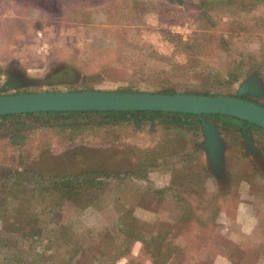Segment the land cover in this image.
<instances>
[{"label": "rangeland", "instance_id": "1", "mask_svg": "<svg viewBox=\"0 0 264 264\" xmlns=\"http://www.w3.org/2000/svg\"><path fill=\"white\" fill-rule=\"evenodd\" d=\"M259 18L264 19V0H0V95L109 90L232 97L249 69L260 88L253 98L245 97L264 107V25L254 24ZM179 118L171 113L0 119V234L9 247L16 246L11 252L31 258L18 248L11 233L13 214L6 209L11 201L5 190L20 178L14 204L22 212L43 211L48 223L73 230L81 226L92 236L79 233L77 240L72 234V242L54 246L51 264H106L110 246L129 244L114 227L119 216L136 210L146 223L152 216V225L164 224L155 226L150 239L159 240L165 231L167 239L172 236L173 261L161 264H209L215 258L226 264L227 256L236 261L247 252L240 230L247 234L264 224L259 166L264 164V132L244 128L245 145L238 121L209 117L223 153L213 175L201 148L200 123ZM149 119L155 123L147 124ZM74 152L84 165H53L55 156L66 160ZM155 163H161L160 171L148 169L149 181L136 176L141 166ZM84 169L118 173L82 195L89 206L84 211L65 205L60 180L45 194L37 191L44 174ZM121 173L126 178L120 180ZM173 180L188 189L179 194L187 205L185 215H179L186 216L182 223L175 220L170 196L154 192ZM227 236L231 242L218 247ZM258 248L249 263L258 261ZM148 258L141 243L130 242L114 264H149Z\"/></svg>", "mask_w": 264, "mask_h": 264}, {"label": "trees", "instance_id": "2", "mask_svg": "<svg viewBox=\"0 0 264 264\" xmlns=\"http://www.w3.org/2000/svg\"><path fill=\"white\" fill-rule=\"evenodd\" d=\"M262 24L264 25V19H260L258 22H255L254 24ZM261 25V26H262ZM165 94H170V92H164ZM232 95V96H236ZM239 97L244 98L243 95H239ZM253 103V102H252ZM255 104V103H254ZM257 105V104H256ZM172 114L179 115L180 117L184 118H194L195 121H197L198 125L201 120L205 121L208 124V118L209 117H221L219 115H201L200 117L195 115H189V114H183L178 112H171ZM171 113H162V112H151V111H143V112H125V111H109V112H63V111H46V113H34V114H23V115H9V116H1V120L5 119H19L23 117L27 118H38L41 116H47L48 115H71V116H78V115H93V114H118V115H137V114H143L148 117L150 116H158V115H170ZM232 120L235 119L241 124V128L239 129V132H244V128L249 125L247 122L243 120H239L236 118H231ZM200 125L198 128V132L201 133ZM178 156V155H177ZM181 163L184 162L183 157H178ZM161 166V163H155L154 165H147L141 166L140 171L136 174L138 177L140 176L145 181H149L150 177H148V172L151 171H160L159 168ZM167 169V167H166ZM171 172V171H170ZM172 174V173H171ZM100 177L101 174H94L91 176V174H83V175H77L75 177H68L65 180H62L63 187L66 188V194L64 196L63 202L67 207L73 208L78 210L79 212L84 211L89 206L87 203L82 200V195L90 190L95 188L98 185V180L96 181L93 179V177ZM96 178V177H95ZM20 178L15 179L14 181L10 182V187L5 190V195H8L7 198L10 199V203L8 206H6V209L10 211V213L13 214L12 216V227H11V233L18 238V248L26 249L27 252L23 253L24 256H30L31 258L23 259L21 257L17 256V253L11 252V250L15 249L16 246H11L2 239V236L0 234V252L4 251V253H0V264H51L53 258H54V246L58 245H66L69 242H72L73 239L76 236V239L78 240V234H84L86 237H89L88 239H92V236L90 233L86 231L83 227L79 226L74 231L73 229H70L69 226H62V225H55L52 223H48L45 221V215L43 211H37L36 215L27 214L26 212H22V206H19L17 204H14V201H19L14 195L15 192L20 189L22 183L20 182ZM52 179L46 180H39V186H38V192L45 194V192L48 190V188L52 185ZM182 188V189H181ZM180 185H176L174 180L168 182V185L165 189H158L155 192V194H159L160 196H165V193L170 196L172 201L176 203L177 207V217L175 220L179 223H182L180 221H184L185 217L182 218L183 215L186 213V202L183 201V199L180 197V193L184 190H187V188H184ZM183 190V191H182ZM169 198V199H170ZM17 205V206H16ZM21 208V209H20ZM43 209V208H42ZM136 212H140V210L133 211L129 215H122L119 216V222L114 227L120 228L122 232L126 235V240L129 242V244L126 243V246L121 244L118 246L112 245L108 249V251L104 254L107 256L106 264H114V261L117 260L122 256V252L127 251L130 242L132 243H141L147 250V253L149 255V264H161L162 262H168L172 263L173 259L170 257L172 250H173V244L171 243L172 236L167 239V231L164 232L162 237L159 240H154L153 238L150 239L149 235L153 232L155 229V226L159 227L160 229L162 227V222H158L152 225V222L154 217H148V223H146V217L144 216H137ZM254 212L252 211V214ZM182 215V216H179ZM126 216V217H125ZM146 224V225H144ZM140 225V227H137ZM164 225V224H163ZM148 226L150 227L149 230L144 234V228ZM135 228V229H134ZM127 229V230H126ZM132 230L133 233H130L129 230ZM144 230V231H143ZM157 231V230H156ZM250 233V237L252 240L250 241L248 238ZM249 233L245 234V243L247 248V252H245L241 261H238V258L240 259L241 255H238L236 261L232 258L229 259L231 264H250L249 263V256L251 253H253L259 246L261 245V242L256 243L257 235H264V224L256 225L255 228L250 231ZM72 234H75V236H72ZM132 234V235H130ZM74 237V238H73ZM232 238V237H230ZM230 238H220L218 247L222 248L227 246L229 242H231L232 239ZM260 238V237H259ZM84 240V239H83ZM260 240V239H259ZM168 241V242H167ZM261 241V240H260ZM75 244H77L76 241H74ZM214 244V242H212ZM218 244V242H217ZM14 245V244H13ZM53 245V246H52ZM222 245V246H221ZM124 246V247H123ZM256 246V247H255ZM125 248V250H124ZM259 249V248H258ZM103 250V249H101ZM221 251V250H220ZM224 250L222 249V252ZM225 252V251H224ZM104 251L98 252L99 256L102 258ZM248 254V257H247ZM123 264H129V263H123ZM209 264H212V262H209Z\"/></svg>", "mask_w": 264, "mask_h": 264}, {"label": "water", "instance_id": "3", "mask_svg": "<svg viewBox=\"0 0 264 264\" xmlns=\"http://www.w3.org/2000/svg\"><path fill=\"white\" fill-rule=\"evenodd\" d=\"M236 96L193 95L174 91L170 94L125 91H46L0 95V115H23L46 113V111L63 112H178L195 115H219L236 118L257 127L264 132V107L256 105L238 95L244 90L236 88ZM203 136L201 148L206 154L213 175H217L222 166L223 156L219 136L213 126L200 121ZM245 138V145L247 144ZM246 149L251 151V149ZM259 160L260 155L252 152ZM260 168L264 170L261 161Z\"/></svg>", "mask_w": 264, "mask_h": 264}, {"label": "flooded vegetation", "instance_id": "4", "mask_svg": "<svg viewBox=\"0 0 264 264\" xmlns=\"http://www.w3.org/2000/svg\"><path fill=\"white\" fill-rule=\"evenodd\" d=\"M248 71L250 72V70L247 69L246 76L244 77V79L238 85V87L242 86V88L244 90L239 95H243L244 98H242V99L249 100L250 102H252L248 97H250V98L252 97L253 98L256 94H258V91H259L260 86L258 87L259 84H258L256 75H254L252 73L249 74ZM7 82H8L7 84H11V83L13 84L14 83L13 80H9ZM246 94H248L249 96L248 97H245ZM179 119H182V121H184L186 118L180 117ZM146 122H147V124H150V125L155 123V121L153 119H149ZM208 125L213 126L214 127V130L217 132V127L215 126V124L213 122H208ZM240 135L243 137V139H244L243 141H244V144H245V138L247 137L246 133L245 132H242V133H240ZM75 154H77V153L74 152L73 155L69 156V158H66L65 157L66 160L64 158L60 157V156H55L56 158L57 157L58 158H57L56 161H52V163H53V165H56L58 168L59 167H64V166H69L70 164H72L70 166L84 165L83 164L84 163V160L83 159L79 160V158L76 157L78 155H75ZM71 157L73 158V160H71ZM48 161L49 160H46L45 159V162L47 164L50 163V161L49 162ZM90 164H92V162ZM83 174H91V176L94 175V174H99V175L101 174L100 177H97V176H95L96 178L93 177V179H95L96 181L98 180V183L101 182L102 179L103 180H107L108 178H111L112 176H113L112 178H115L116 179V177L118 176L117 175L118 173H115L114 174V171L113 170H110V169H108V172H106L104 170H90V169L89 170H86V169H84L83 171H78L76 173H73V172L72 173H69V172H66V173L58 172V173H55V174H51V172H50V173H48V175H45L44 174L43 176H40V177H42L41 179L46 180V181H48V179H52L51 182L53 184V182L56 179L57 180H60L62 182V180H65L68 177H75L77 175H83ZM119 175H120L119 176L120 177L119 178L120 180L126 178V175L125 174H122L121 173ZM62 184H63V182H62Z\"/></svg>", "mask_w": 264, "mask_h": 264}, {"label": "crops", "instance_id": "5", "mask_svg": "<svg viewBox=\"0 0 264 264\" xmlns=\"http://www.w3.org/2000/svg\"><path fill=\"white\" fill-rule=\"evenodd\" d=\"M247 187V189H251V186H249V185H247L246 186ZM245 187V188H246ZM244 188V189H245ZM251 194V193H250ZM249 193H248V197L250 198V197H252V195H250ZM247 203H248V205H253V202L254 203H258V201L257 202H255V201H251V202H248V201H246ZM243 204H245L244 202H243ZM231 223H233V220H232V222ZM249 231V230H248ZM248 231H246V232H248ZM250 232V231H249ZM239 234L240 235H242L243 236V239L245 238V234L240 230V232H239ZM238 234V235H239ZM228 238H230V236H227ZM226 237V238H227ZM259 237H260V240H259ZM220 238V237H219ZM251 238V237H250ZM261 242V245H260V248L258 249V261L256 262H252V263H250V264H264V235H257V239H256V243H257V245H258V243H260ZM218 253H222V252H220V251H218ZM217 258H215V262H213L212 264H217V260H216ZM222 260H224L223 258H222ZM260 260V261H259ZM224 262L226 263V264H231V262H230V260L227 258V261L226 260H224Z\"/></svg>", "mask_w": 264, "mask_h": 264}]
</instances>
